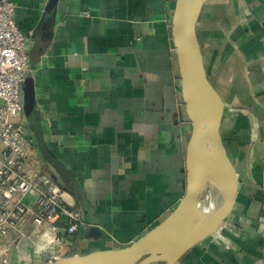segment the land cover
Wrapping results in <instances>:
<instances>
[{
	"label": "crops",
	"instance_id": "obj_1",
	"mask_svg": "<svg viewBox=\"0 0 264 264\" xmlns=\"http://www.w3.org/2000/svg\"><path fill=\"white\" fill-rule=\"evenodd\" d=\"M9 1L26 37V140L83 212L58 258L125 246L183 194L191 126L171 35L174 0H57L38 33L48 0ZM197 35L208 79L229 104L220 132L238 188L227 220L176 264H264V0H209ZM15 244L13 263H48L32 235Z\"/></svg>",
	"mask_w": 264,
	"mask_h": 264
},
{
	"label": "water",
	"instance_id": "obj_2",
	"mask_svg": "<svg viewBox=\"0 0 264 264\" xmlns=\"http://www.w3.org/2000/svg\"><path fill=\"white\" fill-rule=\"evenodd\" d=\"M208 1L174 0L171 18L180 94L191 126L183 194L164 218L129 244L67 255L47 264H176L194 245L216 233L231 214L238 177L220 132L229 104L208 79L197 35ZM56 4L57 0H48L37 33L48 29L47 19L53 16ZM70 190L78 194L77 189ZM79 196L83 200L81 192ZM87 233L100 235L95 226L88 227Z\"/></svg>",
	"mask_w": 264,
	"mask_h": 264
},
{
	"label": "built area",
	"instance_id": "obj_3",
	"mask_svg": "<svg viewBox=\"0 0 264 264\" xmlns=\"http://www.w3.org/2000/svg\"><path fill=\"white\" fill-rule=\"evenodd\" d=\"M28 70L14 5L0 0V264H17L10 245L30 235L36 243L45 231L59 241L47 249L48 263L55 260L84 222L82 209L68 201L69 191L43 169L26 140L21 85Z\"/></svg>",
	"mask_w": 264,
	"mask_h": 264
},
{
	"label": "clouds",
	"instance_id": "obj_4",
	"mask_svg": "<svg viewBox=\"0 0 264 264\" xmlns=\"http://www.w3.org/2000/svg\"><path fill=\"white\" fill-rule=\"evenodd\" d=\"M58 243L59 241L57 240L54 232L45 231L39 235L36 242V249L37 251H44Z\"/></svg>",
	"mask_w": 264,
	"mask_h": 264
}]
</instances>
